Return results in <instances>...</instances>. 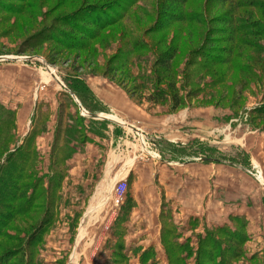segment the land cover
<instances>
[{"label":"rangeland","instance_id":"obj_1","mask_svg":"<svg viewBox=\"0 0 264 264\" xmlns=\"http://www.w3.org/2000/svg\"><path fill=\"white\" fill-rule=\"evenodd\" d=\"M105 1L108 3L109 1L111 2L113 0ZM119 1L121 0H114L110 4L111 6L115 5L113 6L114 8L112 10H114L116 13L122 11V5L119 4ZM132 1H137L139 5L147 6V11L150 12L152 16L156 15L153 12L152 5L153 2L157 0ZM196 1L202 2L203 0H193V8L197 7L196 3L198 2ZM34 2L39 3V7L33 8L38 10L39 14H27V16L19 17V19L16 18L17 15H13L10 21L4 22L2 25H0V53H2L3 56L9 57H31V59L27 60L0 61V96L3 99H7L6 97H9L10 95L13 97L12 100L16 102L18 107L20 105V107H23L26 112H29L31 110V103L34 100L33 97L35 96V89L36 87H39L37 91L40 107L38 108L37 113H39L38 119L44 118L45 112H43L42 107L47 104L48 112L50 110V103L47 101H58L59 103V101L62 100V97H60L62 95L59 94L58 97L55 96L56 91L59 88V83L56 78H51L53 70L51 71L50 68L52 69L53 66L57 69L55 72L59 78H62L61 75L63 74L69 80L80 81L82 83L84 82L87 86L88 76L104 77L113 82L115 85L121 87L131 100L142 106V108L147 110L149 113L155 114L154 111L157 109V107H161V109L162 107L165 108V110L162 112H157L158 114L174 112L172 109L171 100L155 104L151 99H149L148 91L141 88L134 89V83L137 84V82L134 81L133 76L129 79L128 83L121 82L123 83V86H120L111 80L110 77L108 78L103 75V69L105 66H107L109 62L110 65L111 62L112 65L115 63L114 57L117 53L118 46H120L119 33L114 31L111 32L115 40V43L112 47H109L107 44L102 43V40L98 39L94 44L96 50H98V53L95 56L89 54L88 52L89 50L92 51V47L87 51L84 50L79 52V50L73 47L67 48L51 39L46 41L44 40V37L47 38V33H44L43 35H41V33L46 32V29H57V27H62L59 29L70 31L72 34L74 33L77 36V39L79 37L80 39H84L86 41L87 36L83 37L77 29H73L66 24H63V20L66 17L78 11V8L80 7L78 5L79 2L73 0H11L10 3L17 5L20 8L30 10ZM91 2L96 1L91 0ZM201 4L203 5V2ZM222 9H225V6H222ZM219 11V8L217 9L214 6L210 10L209 27L211 28V33L207 37L204 48L200 50V55L196 54L192 56L196 62L189 68V71H195V77L189 81H185L186 76H184L185 72H183V70L188 64V59L190 58L192 50L198 48L200 49L201 45H203L202 42L204 41L207 27L200 26V35L198 34L194 39L191 38L193 39L192 43L187 41V51H184L181 55H179L178 62H176L178 68L181 69L180 72L176 73L177 79L179 80L176 81V84L182 87V90H180L179 94L184 99L187 97V103L181 105L175 111H177V113L178 111H181L178 113L181 118V114L184 113L182 110L185 108H209L211 111L209 112V121L206 125L207 127L201 128V131H199L200 127H198V125H191L188 123V121L181 122L182 119H180L178 122H175L173 132L168 133L167 130H164L161 132V135L165 141V147L167 146V150L168 148H173V146L167 141L166 138L172 140L175 139V141L179 142L186 141L184 132L189 131L191 136L194 135L192 137H197L198 139L201 138L203 141H207L208 154H206V156L208 158L216 157L222 160L240 162L249 168L250 173L251 171L255 170L257 175H259V172H262L264 176V164L262 165L257 162V164H253V166L250 168V163L248 162L250 153H248L245 148L239 145L242 141H248L249 145L251 144V141H264V116L259 114L260 110L258 111V114H256L254 111L256 108H264V50L253 45L237 44L235 40H233V42H228V40H226L228 39L226 35L221 32L222 27L226 26V24L222 23L219 19L215 20L219 17ZM4 15L6 16L2 15L3 18L7 17V14ZM41 15H44L43 18H40L42 17ZM94 15L98 16V14ZM94 15H92L93 19L96 18ZM2 17L0 20L4 21ZM85 19L86 18H81L79 21L77 20V23L91 29L92 26L89 24V21H85ZM142 19L143 18L139 13L138 24L140 27L137 24L132 25V28L141 34H143L144 31L153 25L155 20L152 19L149 23H147L146 21H142ZM165 19L166 18H163L162 21ZM212 19L214 20L212 21ZM260 19L264 21V17L259 18V20ZM14 20H19L20 23L13 27L11 22H14ZM42 21L43 23L41 24ZM58 21L62 22L61 25ZM141 21L143 23H141ZM175 30L176 29L173 28V30L169 32V34L171 33L169 36H173ZM49 35H55L58 37L59 33L57 34L56 32H53L49 33ZM61 38L67 41L65 37ZM161 38L162 34H153L150 35L148 39L153 45L156 44ZM255 38L252 37V40ZM257 40L259 44L258 46L260 47L261 43V45H263L261 47H264V37L257 38ZM155 46L159 49V51L162 52L168 48L169 42ZM222 46L231 47L233 49L231 51L232 53L230 55L227 53H221L220 48ZM216 56H220L223 60L230 58L233 60V62H231L230 59L228 61H223V64L211 62L210 60ZM46 59H49L52 64ZM140 60H138L139 63H142L149 68L152 63H154L155 56L149 54ZM200 61H204L206 63L201 64ZM224 62L227 63L224 64ZM248 65L251 67L250 71L247 69L249 68L247 67ZM133 67V73L140 72L137 67ZM131 68L132 66L128 68V74H133L130 70ZM115 75L118 77L120 76V73H116ZM159 85L160 89L171 91V95L176 94V91L170 86L169 79L163 81L162 84ZM202 88L204 91L196 92ZM8 107L10 109H16L14 107ZM49 115L50 113L47 115L48 119ZM156 120V118H153V121ZM154 124L159 123L155 122ZM154 126H156V130L159 131L158 125ZM161 126L162 124L160 127ZM24 132V128H19L17 124L14 130L16 139L9 145V149H12L10 152H14L15 150L13 149H18L23 144H25L26 141H20L24 138ZM28 138L29 137L26 139L28 140ZM53 142L54 141H36L35 145L37 152H39L38 155L40 159V174H43L42 167L48 168L50 166ZM129 143L131 144V147H127V149H129L127 152L130 153L131 151V156L137 155V160L141 162L137 164L138 166L135 174L127 177L128 186L125 201L117 205L116 199L113 198L114 193H112L113 183L116 180L119 181L122 176L112 178L113 173L108 177H106L104 173L102 178L99 179L100 177L97 175L98 177L96 176L89 185V192H87V195L89 194L88 196L90 199L85 202L83 198H85L87 195L82 197L81 201L76 204L77 207L74 208L75 211H79L82 214L88 211L89 216H94L95 218L86 220L88 224L85 223V228L80 234L78 244L75 243V241L66 239L69 237V234L72 235L74 233L75 227L73 228V226H69L68 229V227L62 226V222L58 224V220H56L57 225L54 224L46 236V245L41 251L40 256L42 262L40 264H108L110 261V245H112L113 251V246L119 239L118 236L113 234V232L115 231V226L117 227V223H119L118 217L122 215V207L124 206V203H134L133 199L129 198L131 193L136 195L137 192L138 194L140 193V213L146 216L149 214L151 221L156 222L155 205H148L146 198H143L148 197V194H143L144 191H151L152 187L154 188V191L157 189L153 186L152 179L154 173L153 169H151V164L148 163V161L151 159L149 153L151 152L150 150H152L150 149V143H148V141H141L139 144L134 140L130 141ZM249 145L248 148L250 150L251 146ZM143 146L148 147L150 152H142ZM170 150H172V153H167L165 151V156L162 158L163 161L168 160V155L173 157L179 154V151L182 150V148L174 147ZM105 152L106 153H103V157L100 158V162L97 164V169H99L98 173L102 172V170L107 165H114L116 163L113 162V151L106 150ZM139 172H142L143 174V178L141 180L140 178L137 179V177H135V175L137 176V173ZM220 179H218V177H214L212 180L213 182L210 181V184L218 185ZM263 179L260 180L264 183ZM223 180L224 179H221V181ZM72 185L74 187L75 184ZM245 186L247 187L248 184L245 183ZM60 192H62V190ZM107 198L109 199L107 200ZM209 205L213 206L209 207L208 209L214 211L213 208L216 206V201H209ZM163 211L165 212V209ZM42 213L43 211L40 215L38 213H33L30 216L18 217L15 222H13V224H11L9 227H5V229L7 232L16 235V237L17 235L21 237L29 231L28 228L30 227L29 225L31 223H34L40 219L39 217L42 216ZM164 214L165 213H163V215ZM128 224L129 222L127 225ZM16 225H18V228H20V230L17 232L14 231ZM152 225L154 228L149 231L150 235L147 238H145L147 235L140 234V232L135 233L137 227L134 226L131 228L130 233L124 235V237L127 238L123 239L128 242L129 248L126 252H131L129 264H141L140 255L143 249L134 247L137 246L139 241L143 239V246L155 245L152 246L154 247V250H152L153 257L150 259V262L153 264H197L199 233L190 236L188 241L189 246L193 247L191 248L192 257L186 259L185 255L189 249L185 248L184 250H179L178 252L177 250L178 244L186 242L187 238H183L182 236L180 238H175L174 240L177 243H174V245L177 244V246H175L176 248L173 246V244H171V239L169 237H165L163 241L161 240V244H159L160 241H158L157 237V226H155V224ZM52 230L53 232L51 233ZM177 231V234H181L180 231H182V228L177 226ZM85 233L87 234L86 238L84 241L80 242L83 239ZM247 233L250 237V233ZM64 234L65 236L62 239L61 236ZM77 234L78 231L76 232V236ZM249 240L250 239L248 238V240L243 244V253L238 257L234 264H264V247H262V241L258 242L256 240L255 242H252V240ZM47 242L49 244H47ZM0 243H5L6 246H13L15 242L14 240L0 236ZM17 243L18 242L15 244ZM74 246L76 249L75 254H73ZM168 249L169 252L172 253V257L169 255ZM182 256L184 257L183 260ZM201 260V264L206 263L205 259ZM121 264L123 263L121 262Z\"/></svg>","mask_w":264,"mask_h":264},{"label":"trees","instance_id":"obj_2","mask_svg":"<svg viewBox=\"0 0 264 264\" xmlns=\"http://www.w3.org/2000/svg\"><path fill=\"white\" fill-rule=\"evenodd\" d=\"M73 1L79 2L78 5L80 7L78 11L66 17L63 20V24L77 29L83 37L87 36L86 41L79 37L77 39V36L70 31L59 29L62 27L46 29V32L41 33V35L47 33V38L44 37V40H54L56 43L67 48L73 47L79 50V52L87 51L92 47V51L89 50L88 52L95 56L98 50H96L94 44L98 39L102 40V43L112 47L115 40L111 32L119 33L120 46H118L114 57V66L112 62L111 65L109 62V66L107 65L108 67L105 66L103 69V75L108 78L110 77L111 80L120 86H123V83H128L129 79L133 76L134 81L137 82V84L134 83V89L141 88L148 91L149 99L155 104L171 100L174 111L187 103V97L184 99L179 94L182 87L176 84V81H179L176 73L181 70L176 65V62H178L179 55L187 51V41L192 43L193 39L198 34L200 35V26L207 27L204 41L202 42L203 45H201L200 49L192 50L188 64L183 70L185 72L184 76H186L185 81H189L195 77V71H189V68L196 62L192 56L196 54L200 55L199 52L204 48L207 37L211 33L209 12L213 6L220 10L219 17L215 20L219 19L222 23L226 24V26L222 27L221 32L226 35L228 42L235 40L237 44L253 45L264 50V47H261L263 46L261 43L260 47L258 46L257 40V38L264 37V21L259 20V18L264 17V0H203V5L201 4L202 2L196 1L198 2L196 3V8H193V0H157L152 5L153 12L156 14L153 16L147 11V6L139 5L137 1L133 2L132 0L119 1V4L122 5V11L118 13L112 10L115 5H110L114 0L109 1V5L105 0H95L96 2H91V0ZM10 2L11 0H0V18L2 15L6 16L4 14H7V17H2L4 21L0 20L2 21L0 25L10 21L13 15H17L16 18L19 19V17H25L27 14H39L38 10L33 9L39 7L38 2H34L30 10L20 8ZM222 6H225V9H222ZM139 13L143 18L142 21H146L147 23L155 19L153 25L144 31L143 34L136 32L132 28V25L135 24L140 27L138 24ZM94 14H98V16ZM92 15L96 18L93 19ZM41 16L40 18H43L44 15ZM81 18H86L85 21L88 20L92 28L90 29L78 24L77 20L79 21ZM163 18L166 19L162 21ZM61 21H58L60 25ZM142 21L141 23H143ZM11 23L14 27L20 22L19 20H14ZM173 28L176 29L174 35L169 36L171 34L169 32ZM53 32L59 33V36H50L49 33ZM153 34H162V38L152 45L148 38ZM61 37H65L67 41ZM252 37H256V40H252ZM167 42H169V46L165 51L161 52L155 46ZM232 50L228 46L220 48L221 53L229 55L232 53ZM149 54L155 56V61L148 68L146 65L139 63L138 60L145 58ZM229 59L223 60L220 56H216L210 61L216 64H223V61H228ZM46 60L52 64L49 59ZM230 60L233 62L232 59ZM202 63L206 62L202 61ZM130 66H132L130 69L132 73L134 71L133 66L137 67L140 72L128 74L127 71ZM247 67H249L247 69L250 71V65ZM116 73H120V76L116 77ZM61 77L67 87L79 98L82 105L89 112H106V108L91 93L84 82L71 81L63 74ZM167 79L170 81L171 88L176 91L175 95H171V91L160 89L159 84H162ZM200 91H204V89L202 88L196 92ZM72 93L66 90L62 91L60 125L56 132V141L53 143L47 185L45 184V175L40 174L39 152H37L36 141H34L40 129L38 126L35 127L25 144L14 152H10L9 145L16 139L14 133L16 111L7 108L0 102V236L14 240L15 243L18 242L17 244L14 243L13 246H6L5 243H0V264H40L42 262L40 255L46 245V236L58 218L57 206L62 200L60 191L67 173L65 160L73 154L75 146L79 142H83L58 141L62 125L65 121V112L70 106H74L77 109L76 115L68 114L74 120V124H72L74 128L81 125L86 118V116L80 114L79 105ZM254 111L256 114L259 111V114L264 116V108H256ZM104 121L109 122V120ZM72 129V127L69 128L71 132ZM184 153L186 152L184 151ZM206 154H208V147L203 151V156L207 157ZM133 204L127 202L122 207V215L118 217L119 223H117V227L115 226V231L113 232L119 239L113 246L108 264H121V262L129 264L131 252H126L129 248L123 238H125L124 235L126 233L125 223L129 219ZM41 210L43 213L39 217L40 219L31 223L28 228L29 231L23 236L19 237L17 235L16 237L13 233L6 231L5 227L13 224L18 217L30 216L33 213L40 215ZM163 213L165 214L162 220L161 240L163 241L165 237H169L171 244L175 247L177 244L174 245V243L177 242L174 239L180 238L181 234H177V225L173 220L169 221L166 212L163 211ZM233 222V226L225 224L214 228L206 227L205 233L199 234L197 264H201V259H205L206 263L204 264H234L236 262L238 257L242 255L243 244L248 240L249 236L247 233V223L243 217H233ZM18 227L16 225L14 231H19L20 228ZM189 238L184 243L179 242L177 250L178 252L179 250L188 248L189 250L185 255L186 259L192 257L191 248L193 247L189 246ZM152 250H154L152 246L142 250L140 255L141 264H153L150 262V259L153 257ZM168 253L172 257L169 249ZM183 259L184 257L182 256Z\"/></svg>","mask_w":264,"mask_h":264},{"label":"crops","instance_id":"obj_3","mask_svg":"<svg viewBox=\"0 0 264 264\" xmlns=\"http://www.w3.org/2000/svg\"><path fill=\"white\" fill-rule=\"evenodd\" d=\"M3 60L27 59H0V61ZM57 77L59 78L58 75ZM51 78H55L53 72ZM59 79L62 80V78ZM87 83L91 93L106 108V112H96L100 117L91 116L90 114L94 113L89 112L82 105L79 98L67 87L75 98V101L77 102L78 100L82 107L89 113L83 115L86 116L83 123L77 128H74L72 125L74 124V120L68 114L76 115L77 109L74 106H70L65 112V121L62 125V131L58 140L83 141L75 146L73 154L65 160L68 172L62 183V192H60L62 200L57 206L58 224L62 222V226H66L68 229L69 226L75 227L74 233L72 235L69 234V237L66 239L75 241L78 244L80 234L85 228V223H87L86 220L95 218L94 216H89L88 211L82 214L79 211H75L74 208L77 207L76 204L81 201L82 197L87 195L89 185L97 175L101 179L104 173L106 177L111 176L113 173L112 178L119 176L127 178L135 174L137 164L141 161L137 160V155L131 156L132 152H127L129 150L127 147H131L130 141L134 140L140 144L143 138L144 141L150 143V149H152L150 150L151 152L148 148L146 151H149L153 155L148 163L151 164V169H153L154 173L152 179L153 186L157 188L156 191H154L153 187L151 191H144L143 194H148V197L143 198H146L148 205H155L156 222L151 221L149 214L146 216L140 213V193L138 194L137 192V195L131 193L129 198L133 199L134 204L129 219L125 223V234L130 233L131 228L134 226L137 227L135 233L140 232V234L147 235L145 236L147 238L150 235L149 231L154 228L152 224H155L157 226L158 241L161 244V230L163 225L162 211L165 209L169 221L173 220L179 228H182L180 232L183 238H189L193 234L198 233L204 234L206 227H218L225 224L233 226V217H243L247 223V232L250 233L249 241H262V247H264V183L254 178L248 167L240 162L203 156V151L208 147L207 141L192 137L194 135L191 136L189 131L184 132L186 141L179 142L175 141V139L172 140L165 137L172 144L173 148L178 147L182 148V150H178L179 154L176 152V156L172 157L168 155L167 161L162 160L163 156H165V151L172 153L170 149L173 148L166 150L167 146L165 147V141L161 132L164 130H167L168 133L173 132L175 122H178L180 119H182L181 122L188 121L191 125H198L200 127L199 131H201V128L207 127L211 109L197 107L185 108L182 110L184 113L181 114L183 117L181 116L180 118L178 113L181 111H178V113L174 111L167 114H158L157 112H162L165 108L162 107L161 109V107H157L154 111L155 115L136 104L121 87L104 77L88 76ZM38 89L39 87H36L35 96L33 97L34 100L31 103V110L29 112H26L20 105L18 107L10 95L6 97L7 99H3L0 96V102L6 107H14L16 109L12 110H17L16 126L18 124L19 128L23 127L25 131L24 138L20 141H27L26 138L32 134L37 126L40 131L34 141H56V132L60 125L61 101L58 103V101L51 102L48 100L47 102L50 103L49 112L47 109L48 105L46 104L42 107L43 112H45V117L38 119L39 113L37 111L40 107ZM63 90L66 89L59 83V88L55 96L62 95ZM81 110L82 108L79 105L80 114ZM48 113H50L49 119L47 116ZM153 118L157 120L153 121ZM104 120H109V122H105ZM155 122L159 124H154ZM161 124L162 126L160 127ZM154 125H158L159 131L156 130V126ZM68 126L73 128L72 132ZM74 136L76 137L74 138ZM239 145L250 153L248 157L250 168L253 164H257V162L262 165L264 164V141H251L250 145L248 141H242ZM248 145L251 146V151ZM13 150H16V148ZM106 150L113 151V162L116 163L114 165H107L102 172L98 173L99 169H97V164L100 162V158L103 157V153H106ZM143 151H145L144 147L142 149ZM43 168L42 172L45 175V184L47 185L49 167L44 168V170ZM135 177L141 180L143 178L142 172L137 173ZM214 177L224 180L221 181L220 179L218 185H211L210 181L213 182ZM245 183L248 184L247 187ZM72 184H75L74 187ZM88 195L83 198L85 202L90 199ZM209 201H216V206L213 208L214 211L208 209L213 206L209 205ZM75 231H78L77 236ZM86 235L85 233L80 242L84 241ZM64 236L65 234L61 238L63 239ZM143 240L139 241V244L134 248H142L144 250L148 247L155 246H143ZM126 243L128 246L127 241ZM47 244L49 243L47 242ZM109 252L110 259L112 245H110ZM75 253L76 249L74 246L73 254Z\"/></svg>","mask_w":264,"mask_h":264},{"label":"built area","instance_id":"obj_4","mask_svg":"<svg viewBox=\"0 0 264 264\" xmlns=\"http://www.w3.org/2000/svg\"><path fill=\"white\" fill-rule=\"evenodd\" d=\"M51 70H54L56 71L57 69L55 67L52 66V69ZM82 110H81V114L82 115H85V114H88L89 112L81 107ZM142 138V137H141ZM141 141H144V139L142 138ZM144 147V146H143ZM145 148V151L148 147H144ZM150 157H153V155L151 153H149ZM255 173V170L254 171H251V174L256 177L259 181H261L260 179H263L264 176H263V173L262 172H259V175H257ZM263 176V177H262ZM264 180V179H263ZM127 186H128V179L127 178H122L120 179L119 181H116L113 186H112V193L113 194V198L116 199V204L119 205L121 203H123V201H125V196H126V191H127ZM107 194V192H106ZM109 198H107L108 200ZM106 201V200H105Z\"/></svg>","mask_w":264,"mask_h":264},{"label":"water","instance_id":"obj_5","mask_svg":"<svg viewBox=\"0 0 264 264\" xmlns=\"http://www.w3.org/2000/svg\"><path fill=\"white\" fill-rule=\"evenodd\" d=\"M24 57H9V56H3V55H0V59H23ZM25 59H31V57H25ZM53 75L54 77L58 80V82L66 89L69 91V89L67 88V86L64 84V82L62 80H60L58 77H57V74L56 72L53 70ZM77 100V99H76ZM78 104L80 105V107H82L81 103L77 100ZM91 116L93 117H100L99 114H90Z\"/></svg>","mask_w":264,"mask_h":264}]
</instances>
